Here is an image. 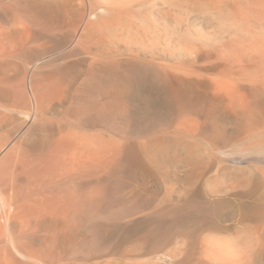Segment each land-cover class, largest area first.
<instances>
[{
	"label": "bare ground",
	"instance_id": "bare-ground-1",
	"mask_svg": "<svg viewBox=\"0 0 264 264\" xmlns=\"http://www.w3.org/2000/svg\"><path fill=\"white\" fill-rule=\"evenodd\" d=\"M225 142L264 149V0H0V264H128L101 254L124 233L264 264L263 207L223 225L187 186L142 191L163 153ZM232 162L228 187H264V154Z\"/></svg>",
	"mask_w": 264,
	"mask_h": 264
},
{
	"label": "rangeland",
	"instance_id": "rangeland-1",
	"mask_svg": "<svg viewBox=\"0 0 264 264\" xmlns=\"http://www.w3.org/2000/svg\"><path fill=\"white\" fill-rule=\"evenodd\" d=\"M146 97L145 106L149 105L148 107L146 106V108H149L152 105L151 103H153V98L151 95H147ZM159 119H154L152 117L149 118L145 123L147 125L143 127V132L148 136L161 135L162 128L166 129L169 127V118L167 119V115L163 114ZM237 145L225 142L220 145V147L203 148L202 155L199 157L201 160L197 159V157L188 158L186 157L185 152L181 151L176 157L173 152H170V154L163 153L161 156L162 158L160 157L159 159V161H161L159 163L162 164H160L161 166H159V170L156 171V180L149 183V185L145 184L142 191L143 193L147 191L145 194L154 197L150 202H153L154 200V202H158L161 199L169 198L172 191L181 188V186H187L193 190L191 204L193 203L192 205L196 207L195 210L197 209L198 211L206 212L210 215L212 213V215L219 219L218 221H221L220 223L223 225H225V223H237L243 219L247 220L248 211L250 209L256 206L264 208V187H228L229 182L232 179L241 175L239 170L234 167L235 165L233 162H230L232 158L242 159L249 155L252 156V154H264V149H254L253 151V149L251 150L249 147L242 145L237 147ZM197 151V149H194L193 152H195L194 154L199 155L201 152L199 151L200 153H197ZM123 235L124 236L119 235L120 239L122 238L121 240H119V238L114 239L103 246L101 252L103 258L117 259L119 261L122 259L124 263L129 262L128 264H171L170 261L164 259L163 256L165 252L174 249L176 246L177 242L175 237L165 246L144 247L141 242L138 241L139 239L133 237V234L126 233L125 235L124 233ZM184 263L189 264L186 261L174 264Z\"/></svg>",
	"mask_w": 264,
	"mask_h": 264
}]
</instances>
